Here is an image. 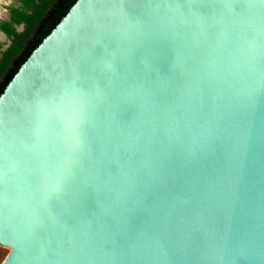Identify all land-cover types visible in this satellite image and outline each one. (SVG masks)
Listing matches in <instances>:
<instances>
[{
    "label": "water",
    "instance_id": "water-1",
    "mask_svg": "<svg viewBox=\"0 0 264 264\" xmlns=\"http://www.w3.org/2000/svg\"><path fill=\"white\" fill-rule=\"evenodd\" d=\"M0 251L264 264V0H77L0 96Z\"/></svg>",
    "mask_w": 264,
    "mask_h": 264
},
{
    "label": "trees",
    "instance_id": "trees-1",
    "mask_svg": "<svg viewBox=\"0 0 264 264\" xmlns=\"http://www.w3.org/2000/svg\"><path fill=\"white\" fill-rule=\"evenodd\" d=\"M77 0H14L0 31L10 41L0 44V96L31 52L50 34ZM22 26L21 31L17 27Z\"/></svg>",
    "mask_w": 264,
    "mask_h": 264
},
{
    "label": "rangeland",
    "instance_id": "rangeland-1",
    "mask_svg": "<svg viewBox=\"0 0 264 264\" xmlns=\"http://www.w3.org/2000/svg\"><path fill=\"white\" fill-rule=\"evenodd\" d=\"M13 2L14 0H0V20L6 17V14H7L6 8ZM1 37L2 36H0V42L6 43L7 42L6 38L2 39ZM6 254L7 252L0 251V264L2 260L4 259V257L6 256Z\"/></svg>",
    "mask_w": 264,
    "mask_h": 264
},
{
    "label": "flooded vegetation",
    "instance_id": "flooded-vegetation-1",
    "mask_svg": "<svg viewBox=\"0 0 264 264\" xmlns=\"http://www.w3.org/2000/svg\"><path fill=\"white\" fill-rule=\"evenodd\" d=\"M11 4H13V3H11ZM11 4H10V5H11ZM6 10H7V8H6ZM2 20H8V10H7L6 17L3 18V19H1L0 22H1ZM18 28H19V27H17V31H21V30H18ZM0 33H1V31H0ZM2 33H3V32H2ZM1 38L3 39V37H1ZM5 38H6V40H7L6 43H2V42H0V44H2V50H5V49L8 47V45L10 44V41H9V39L7 38L6 35H5Z\"/></svg>",
    "mask_w": 264,
    "mask_h": 264
},
{
    "label": "bare ground",
    "instance_id": "bare-ground-1",
    "mask_svg": "<svg viewBox=\"0 0 264 264\" xmlns=\"http://www.w3.org/2000/svg\"><path fill=\"white\" fill-rule=\"evenodd\" d=\"M2 36V35H1Z\"/></svg>",
    "mask_w": 264,
    "mask_h": 264
}]
</instances>
